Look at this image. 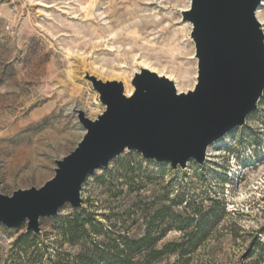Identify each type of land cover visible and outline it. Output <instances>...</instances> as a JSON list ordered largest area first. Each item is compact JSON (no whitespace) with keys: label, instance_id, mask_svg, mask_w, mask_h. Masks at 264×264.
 I'll return each mask as SVG.
<instances>
[{"label":"rangeland","instance_id":"rangeland-1","mask_svg":"<svg viewBox=\"0 0 264 264\" xmlns=\"http://www.w3.org/2000/svg\"><path fill=\"white\" fill-rule=\"evenodd\" d=\"M194 3L0 0V192L42 187L85 135L78 112L91 120L104 113L88 76L121 82L128 95L136 75L150 70L172 77L179 92L193 90L199 61L186 12ZM258 12L264 22V2ZM207 159L175 171L126 151L87 180L80 210L113 239L139 238L148 228L159 237L171 227L159 247L187 243L180 264H264V97ZM76 211L67 205L43 219L40 242L81 252L83 242L73 247L61 236L64 218ZM26 227L0 226V264H14ZM177 261L171 255L159 264Z\"/></svg>","mask_w":264,"mask_h":264},{"label":"water","instance_id":"water-1","mask_svg":"<svg viewBox=\"0 0 264 264\" xmlns=\"http://www.w3.org/2000/svg\"><path fill=\"white\" fill-rule=\"evenodd\" d=\"M264 0H195L186 12L199 61L196 87L179 92L174 81L143 70L127 95L121 82L88 76L106 110L91 120L79 111L85 135L56 161L55 176L40 188L0 192V226L41 234V221L67 205L83 208L84 184L126 151L170 163L177 171L202 166L208 150L246 125L264 97Z\"/></svg>","mask_w":264,"mask_h":264},{"label":"trees","instance_id":"trees-1","mask_svg":"<svg viewBox=\"0 0 264 264\" xmlns=\"http://www.w3.org/2000/svg\"><path fill=\"white\" fill-rule=\"evenodd\" d=\"M183 202L182 198L180 203ZM222 211L226 214L225 209ZM76 212V215L64 218L61 236L63 241L73 247L83 242L81 252L75 255L64 252L51 242L41 243L40 234L25 232L13 246V251L16 252L14 264H159L171 255L178 256L175 264L182 263L187 243H168L159 247L163 237L172 230L171 227L162 228L159 237H154L153 230L148 228L145 235L139 238L126 236L113 239L109 233L98 230L101 224L92 215L85 216L82 213L84 210L80 209ZM158 216L157 213L156 217ZM206 216L212 217V209ZM203 231L200 228L199 233ZM100 236L107 240H100ZM191 244L195 247L198 245L194 242Z\"/></svg>","mask_w":264,"mask_h":264},{"label":"bare ground","instance_id":"bare-ground-1","mask_svg":"<svg viewBox=\"0 0 264 264\" xmlns=\"http://www.w3.org/2000/svg\"><path fill=\"white\" fill-rule=\"evenodd\" d=\"M257 16H258L259 21H260L262 24H264V22L262 21V19H261V17H260V13H259V12L257 13ZM167 77H168L169 79H171L172 81H174V79H173L172 77H170V76H167ZM129 95H131V93H129L128 96H129Z\"/></svg>","mask_w":264,"mask_h":264},{"label":"built area","instance_id":"built-area-1","mask_svg":"<svg viewBox=\"0 0 264 264\" xmlns=\"http://www.w3.org/2000/svg\"><path fill=\"white\" fill-rule=\"evenodd\" d=\"M4 1V0H3ZM7 3H9V4H12V3H15L16 2V0H5Z\"/></svg>","mask_w":264,"mask_h":264}]
</instances>
